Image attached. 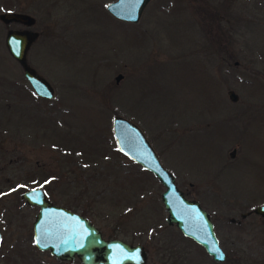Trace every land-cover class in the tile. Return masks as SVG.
Wrapping results in <instances>:
<instances>
[{
	"label": "rangeland",
	"instance_id": "1",
	"mask_svg": "<svg viewBox=\"0 0 264 264\" xmlns=\"http://www.w3.org/2000/svg\"><path fill=\"white\" fill-rule=\"evenodd\" d=\"M111 1L0 0L33 16L27 62L54 91L37 95L6 48L26 26L0 20V264H81L35 245L34 186L141 244L145 264H264V0H148L135 22ZM115 115L208 211L224 260L167 222L164 185L118 150Z\"/></svg>",
	"mask_w": 264,
	"mask_h": 264
},
{
	"label": "water",
	"instance_id": "2",
	"mask_svg": "<svg viewBox=\"0 0 264 264\" xmlns=\"http://www.w3.org/2000/svg\"><path fill=\"white\" fill-rule=\"evenodd\" d=\"M147 2L113 0L106 7L115 17L135 22ZM0 20L6 24L17 22L26 26L6 30V48L22 65L23 74L36 94L51 98L54 92L52 86L27 62V51L36 37V33L27 28L33 24V16L21 11H5L0 14ZM121 77V74H117L116 81ZM228 96L231 100L237 99L233 89L228 90ZM112 131L118 150L151 171L164 185L160 197L167 210V222L175 223L185 236L203 246L214 260H224L226 254L219 245L208 211L198 200L184 195L175 182L174 174L161 163L142 129L124 116L115 115ZM229 154L234 156L235 149ZM21 197L31 205H39L33 221V240L39 249L49 250L63 259L77 256L83 264H145L146 255L141 244H131L121 238H104L88 217L52 203L41 187L25 190ZM254 211L264 216V204L256 206Z\"/></svg>",
	"mask_w": 264,
	"mask_h": 264
},
{
	"label": "flooded vegetation",
	"instance_id": "3",
	"mask_svg": "<svg viewBox=\"0 0 264 264\" xmlns=\"http://www.w3.org/2000/svg\"><path fill=\"white\" fill-rule=\"evenodd\" d=\"M42 188V187H41ZM43 189V188H42ZM45 192V191H44ZM184 193V192H183ZM185 195V194H184ZM45 196H46V194H45ZM46 198L47 199H49L47 196H46ZM50 200V199H49ZM51 201V200H50ZM37 207H38V209H39V205H36ZM66 207V206H65ZM68 208V207H67ZM70 209V208H69ZM72 210V209H71ZM72 211H74V210H72ZM74 212H76V211H74ZM81 214V213H80ZM247 214V213H246ZM0 232H1V230H0ZM103 236V235H102ZM104 237V236H103ZM105 238V237H104ZM51 253V252H50ZM54 255V254H53ZM56 259H58V260H60V261H64V262H68V261H72V260H76V259H78L79 261H80V263L81 264H83L82 262H81V260L79 259V257H77V256H75V257H73V258H71V259H63V258H59V257H55ZM18 264V263H17Z\"/></svg>",
	"mask_w": 264,
	"mask_h": 264
}]
</instances>
